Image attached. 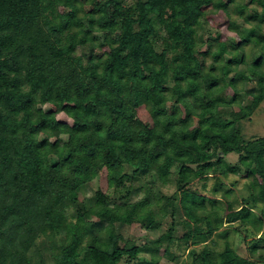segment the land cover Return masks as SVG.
Segmentation results:
<instances>
[{"label": "trees", "instance_id": "trees-1", "mask_svg": "<svg viewBox=\"0 0 264 264\" xmlns=\"http://www.w3.org/2000/svg\"><path fill=\"white\" fill-rule=\"evenodd\" d=\"M208 13L235 38L204 37ZM263 101L264 0H0V264H177L173 246L184 264H264L230 241L264 252V136L245 139L235 113ZM230 175L250 180L258 214ZM97 206L134 219L79 226Z\"/></svg>", "mask_w": 264, "mask_h": 264}, {"label": "rangeland", "instance_id": "rangeland-1", "mask_svg": "<svg viewBox=\"0 0 264 264\" xmlns=\"http://www.w3.org/2000/svg\"><path fill=\"white\" fill-rule=\"evenodd\" d=\"M207 17L210 20V28H208V30L204 28V33H205L204 37H206L208 33L211 34L214 28H218L221 31V34H222L221 37L224 40H226L227 43L230 42L229 38H233V37L235 38V34L226 29L227 20H225L222 15L208 13ZM236 26H239L241 29H243V26L239 20L236 21ZM250 40L251 41L249 42V47H251L252 49L256 45V42L251 37H250ZM249 47L246 48V55L250 59L249 56L251 55L252 51ZM201 50H204V46H202ZM252 84L253 83H249V84L246 83L245 86L247 88H251ZM172 90L174 91L172 92L173 94L172 98H174L175 96H177V93L175 91V88H172ZM248 102L250 101H245L244 104H247ZM45 107H48V105H46ZM235 113L237 116L242 117L239 128H240V132H242V135L245 139L264 136V101L260 104L259 108L256 109L249 117L244 116L246 114L245 110H240L236 108ZM172 115L179 116V111L178 110L175 111V113H173ZM137 116L143 122H147V123L150 122V117L147 112V109L142 105L138 107L137 109ZM182 117H184V115H182ZM196 122H197V119L191 117V119L188 120V125L192 126ZM236 158L237 157L235 155L228 156L229 161H232V162H235ZM103 176H104V173L100 176L102 178H100L99 180V186H98L99 191H104L105 189ZM214 182H215V179L211 176H208L204 180L196 181V184L194 186L198 190L199 193L205 194V196H210L211 195L210 191L213 188ZM220 182H222L224 189H230L232 191L231 198L235 199L239 205L242 203L248 204L249 206H252L254 212H256L257 214L259 213L260 211L259 203L257 202L254 203L255 204V207H254L253 201L251 199V193L253 192V190L249 186L250 180L243 177L242 175H230L228 178H221ZM203 183L205 184L204 187H202ZM83 194H84L83 191L77 192L78 197H82ZM99 218L105 219L106 221L107 220L109 221L123 220V221H126V223L127 222L131 223L130 220L133 221L134 219L130 211L126 208L116 211L114 209H109L103 206H97V207H93L90 210H88L87 213H85L83 216L76 217V222L78 223L79 226L83 227L86 222L97 220ZM165 226L167 225L165 224L164 227ZM107 229L108 230L110 229L109 225L107 226ZM129 231L132 232V235L139 234V233L143 234V231H141V228L138 227V224H135V223H133L130 226ZM181 233L182 231L180 228H178V230L175 231V234H177V236H180ZM147 235L149 237H156L157 233L150 232V233H147L146 236ZM263 235H264V231H263ZM246 236L247 237H245L244 233L242 232L240 233L239 231L233 232L230 238L231 246L241 256H249L253 258L254 260H257L259 256H262L263 261H264L263 251L259 250L256 254H253V255L250 254L248 250V246L250 245L251 237L249 235H246ZM216 240L218 244L215 246V248L217 250H220L223 246V240L222 238H216ZM72 243L73 241L71 240V244ZM96 245L98 248H101L102 250H105V251L111 250L109 244L97 243ZM200 248H201V245H196L193 247V249L196 252H199ZM188 249L189 248H183V247L178 248L177 246L172 247V252H174L175 254H178L179 256L177 264H184L185 262L190 263L191 257L188 256ZM162 264H175V263L174 262L170 263L164 260L162 261Z\"/></svg>", "mask_w": 264, "mask_h": 264}]
</instances>
